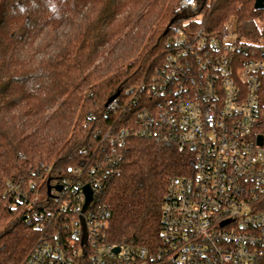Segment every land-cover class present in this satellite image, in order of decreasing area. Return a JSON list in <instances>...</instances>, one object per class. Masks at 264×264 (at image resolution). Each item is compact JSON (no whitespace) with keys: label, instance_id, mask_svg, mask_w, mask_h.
<instances>
[{"label":"trees","instance_id":"obj_1","mask_svg":"<svg viewBox=\"0 0 264 264\" xmlns=\"http://www.w3.org/2000/svg\"><path fill=\"white\" fill-rule=\"evenodd\" d=\"M197 2L0 0V264H21L38 242L28 205L45 196L48 179L102 160L104 135L132 123L140 105L130 98L162 62L176 25L215 31L233 17L241 38H264L256 0ZM121 152L102 196L109 238L156 247L167 186L193 171L194 157L138 135Z\"/></svg>","mask_w":264,"mask_h":264},{"label":"built area","instance_id":"obj_2","mask_svg":"<svg viewBox=\"0 0 264 264\" xmlns=\"http://www.w3.org/2000/svg\"><path fill=\"white\" fill-rule=\"evenodd\" d=\"M167 45L130 98L140 105L132 123L101 139L102 160L50 177L45 196L31 200L40 238L21 264H264V41L241 38L231 17L215 31L176 25ZM130 135L194 157L193 171L167 186L156 247L109 238L102 196Z\"/></svg>","mask_w":264,"mask_h":264},{"label":"water","instance_id":"obj_3","mask_svg":"<svg viewBox=\"0 0 264 264\" xmlns=\"http://www.w3.org/2000/svg\"><path fill=\"white\" fill-rule=\"evenodd\" d=\"M255 6H256L257 8H260V9L264 8V0H256V2H255ZM119 93H120V91H117L115 94H113V95L108 99L107 103H109V102H111L112 100H114V99L119 95ZM49 189H50V187H49ZM85 189H86L87 194H88V196H87V202H86V204H85V207H86L87 204L89 203V201L91 200V195H90V189H89V187L86 186ZM115 250L118 251L119 248L117 247Z\"/></svg>","mask_w":264,"mask_h":264},{"label":"rangeland","instance_id":"obj_4","mask_svg":"<svg viewBox=\"0 0 264 264\" xmlns=\"http://www.w3.org/2000/svg\"><path fill=\"white\" fill-rule=\"evenodd\" d=\"M197 20L199 19V20H203V14H199V15H197L196 17H195ZM233 18V17H232ZM199 27V25L198 26H196V25H192V26H187V28L189 29V30H192V31H195V30H197V28ZM261 40H263L264 41V38L263 39H261Z\"/></svg>","mask_w":264,"mask_h":264}]
</instances>
